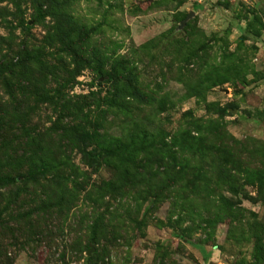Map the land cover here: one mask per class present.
<instances>
[{
	"label": "rangeland",
	"instance_id": "obj_1",
	"mask_svg": "<svg viewBox=\"0 0 264 264\" xmlns=\"http://www.w3.org/2000/svg\"><path fill=\"white\" fill-rule=\"evenodd\" d=\"M59 1L52 16L36 21L30 0H0V162L17 158L12 152L32 142L46 163H63L62 169L55 182L27 187L15 204L29 211L59 197L65 203L35 213L38 224L25 225L21 235L16 226H1L0 252L12 264H255L256 240L264 246V0ZM69 42L77 60L66 49ZM114 60L125 64L124 77L154 98L152 107L106 105L113 87L93 69ZM217 73L228 82L210 87ZM159 101L167 106L162 113ZM185 112L213 122L239 159L237 167L230 165L238 197L225 191L217 166H207V152L190 151L183 155L190 166L173 204L172 198L141 201L138 189L99 201L90 184L108 181L112 172L83 164L70 129L95 130L109 140L132 129L173 133L184 130ZM17 130L33 139L24 144ZM69 175L80 184L76 191L65 189ZM203 184L210 198L239 200L238 213L200 204L207 195ZM13 204L12 196L0 195V208H13L1 220L16 211ZM99 214L105 218L101 241L88 248L89 227ZM24 237L37 241L25 245ZM260 260L264 264V254Z\"/></svg>",
	"mask_w": 264,
	"mask_h": 264
},
{
	"label": "trees",
	"instance_id": "obj_2",
	"mask_svg": "<svg viewBox=\"0 0 264 264\" xmlns=\"http://www.w3.org/2000/svg\"><path fill=\"white\" fill-rule=\"evenodd\" d=\"M70 1L67 0L66 3ZM30 2L36 21L44 19L46 16H52L50 11L60 4L59 0H30ZM66 47L72 58L77 60L79 54L72 43H67ZM14 67L13 64L10 69L13 70ZM125 70V64L122 61L119 63L117 60H114L108 67L98 66L93 69L97 78L109 82L113 87L112 96L107 100L106 105L113 108L122 105L128 106V104L136 102L140 105L139 108L143 106L144 108L152 107L154 98L141 91L135 80L124 77ZM228 79L225 73H217L210 87L228 82ZM11 86L8 81L6 88L10 89ZM10 95L12 96V94ZM41 97L44 101L49 100L47 92L43 93ZM4 107V105H0V112L5 110ZM166 107L164 101H159L156 107L157 113L166 111ZM221 111L225 112L224 109ZM182 116L186 122L184 130L182 131L180 128L173 133L166 132L162 128H159L156 133L149 129L138 131L132 129L122 137L116 136L109 140L106 138L99 139L95 130L79 134L75 129H70L73 136L72 141L74 142L73 148L80 155L83 164L94 170V172L102 167H107L112 172L108 181H103L100 184H90V187L99 190L97 199L102 201L105 196L110 199L123 198L131 193L133 189H138L142 195L141 201L152 198L154 202H161L172 198L173 204L176 199H179L176 191L188 175L187 168L190 166V162L183 155L190 151H193V153L199 151L200 154L204 151L207 152L209 158L207 166H217L216 176L219 181H225V191L229 192L231 197H238V184L234 181L237 179L235 174L232 173L233 168L230 165H233L234 168L237 167L239 159L234 158L229 145L218 138V128L214 126L213 122L194 118L190 112H185ZM0 124H2L0 133H3L5 129L3 120H0ZM17 133L21 139H24V144L28 141V138L33 139L32 136L22 135L18 130ZM26 144L28 148L19 147L12 152V155L14 153L17 158L9 159L3 163L0 162V195L6 193L10 197L12 196L14 198L13 205L16 206L14 208L16 211L14 210L15 212L5 221L0 219V227L13 230V226H16L14 230L20 235L23 234L22 231L25 225L33 227L38 224L37 215L40 210L45 214H49L50 208H62L65 205L64 197H59L55 204L49 203V207L45 205L46 202H39L38 207L29 211H21V207L15 204L17 200L19 201L27 195L25 190L27 187H35L46 181L55 182L56 173L62 169L63 165V163L49 165L38 155L39 148L34 147L32 142ZM33 157L36 159L35 161L32 160ZM72 167L76 168L74 164H72ZM71 176L69 175L65 179L67 182L65 183L66 191H76L80 186L74 180L73 182L70 180ZM198 177L199 174L197 173L194 178L199 181ZM194 184V181L191 182L193 187H195ZM200 188L207 194L199 199L200 204L211 205L216 210H226L230 214L238 213L240 209L239 200H232V198H228L223 194H216L210 198L211 195H208V188L210 189V187L203 184ZM64 192L65 190H63ZM12 211L13 208L9 205H6L4 209L0 208V217L2 213L9 214ZM35 213L38 214L34 215ZM104 223L105 218L102 214L92 219L89 227L91 239L88 241V248L91 244L95 245L99 243V240L101 241L98 238V230ZM34 241L37 240L24 237L23 244L26 245ZM255 243V264H260L262 263L260 259L261 255L264 254V246L261 239H257ZM15 244L22 245L20 242ZM94 255L95 252L88 257V261H91ZM0 261L3 264H12L13 262L12 259L6 256L5 252H0ZM62 261H65L64 257Z\"/></svg>",
	"mask_w": 264,
	"mask_h": 264
}]
</instances>
